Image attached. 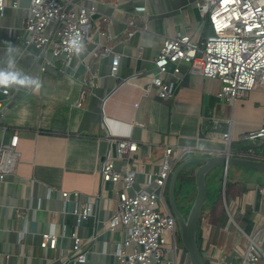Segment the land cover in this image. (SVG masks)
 Wrapping results in <instances>:
<instances>
[{
  "label": "crops",
  "instance_id": "crops-1",
  "mask_svg": "<svg viewBox=\"0 0 264 264\" xmlns=\"http://www.w3.org/2000/svg\"><path fill=\"white\" fill-rule=\"evenodd\" d=\"M81 1L97 3L102 15L69 65L26 43L29 0H19V8L10 4L0 14V73L24 81L10 82L8 95L0 92V166L7 164L0 179V264H70L76 256L71 237L75 230L86 254L75 264H121L116 251L126 233L121 226L111 230L108 222L117 212L122 184L103 181L101 174L110 136L138 143L129 162L141 187L159 169L166 145L195 149L189 157L223 155L230 148L232 155L242 156L235 145L250 147L243 134L264 120V83L235 101L220 99L218 77L193 73L181 61L170 64L162 76L174 85L167 98L159 96L157 86L149 87L156 71L153 61L166 37L182 32L197 44L204 39L209 14L202 0H147L144 18L136 16L132 25L130 0ZM131 30L132 36L121 38ZM115 53L121 59L116 76L111 74ZM135 72L136 77L118 85ZM227 132L230 143L222 139ZM16 133L15 153L4 157L2 145ZM124 163L118 161L117 168ZM224 173L221 167L207 176L208 200L214 194L220 199L215 208L207 206L198 227L202 249H211L209 264H239L248 235L264 230V185L248 190L244 202L253 207L252 213L246 210L237 217L226 207ZM238 178L232 179L234 186ZM210 182L219 189L211 190ZM62 191L78 192L71 194L66 209ZM166 200L171 208L169 195ZM87 201L95 204L94 213L78 225L74 210ZM47 232L58 236L55 248L41 246ZM161 264H192L181 240L176 250L169 245Z\"/></svg>",
  "mask_w": 264,
  "mask_h": 264
},
{
  "label": "built area",
  "instance_id": "built-area-1",
  "mask_svg": "<svg viewBox=\"0 0 264 264\" xmlns=\"http://www.w3.org/2000/svg\"><path fill=\"white\" fill-rule=\"evenodd\" d=\"M121 1V0H119ZM134 14L128 17L132 25L136 16L142 17L147 11V0H130ZM12 4L19 8V0L12 3L0 0V14ZM204 11L209 14L213 34L199 44L194 43L187 33L178 32L168 36L159 47L155 56L151 86L159 88V96L167 98L173 92V83L164 81L163 74L170 64L187 63L193 73L218 77L221 88L217 93L220 99L235 101L264 83V0H202ZM28 16L24 21V39L33 44L44 56L48 53L59 57L69 65L72 59L82 53L84 44L91 39V29L96 18L102 15L97 3H84L81 0H29ZM106 19V17H103ZM99 31V28H97ZM135 30L121 35L126 39ZM120 55L115 53L111 74L116 76L120 67ZM179 70L178 66L175 69ZM138 72L123 78L118 85L136 77ZM0 92L9 94L8 85H0ZM2 101L0 99V111ZM222 139L231 142V133H223ZM243 140L250 143L249 157L264 160V120L256 128L243 134ZM110 148L101 162L103 181L119 182L122 190L118 192L117 212L109 219L111 230L121 226L126 235L119 244L116 255L121 264H161L164 254L171 244L178 249L180 234L176 218L166 200L165 189L168 180L179 162L188 159L195 151L190 147L180 149L166 145L159 169L149 176L148 186H136L137 170L129 160L139 149L131 138L110 136ZM18 145L17 133L9 143L2 145L4 157L15 153ZM190 158V157H189ZM10 160V161H9ZM9 163L12 159H8ZM118 161H125L117 168ZM6 163H1L0 179L5 177ZM150 183L156 187L149 188ZM133 189V193L129 190ZM71 194L78 192L62 191L65 203ZM226 203V202H225ZM226 207L230 213L227 203ZM95 204L87 201L75 209L78 225L94 213ZM72 250L76 251L70 264L83 261L86 254L82 251L83 239L75 230L71 234ZM58 236L47 232L43 234L41 246L55 248ZM247 245L239 264H264V230L259 228L255 235H248ZM206 260H210L211 249L203 250ZM5 264H10L7 260Z\"/></svg>",
  "mask_w": 264,
  "mask_h": 264
},
{
  "label": "water",
  "instance_id": "water-1",
  "mask_svg": "<svg viewBox=\"0 0 264 264\" xmlns=\"http://www.w3.org/2000/svg\"><path fill=\"white\" fill-rule=\"evenodd\" d=\"M45 69L50 70L51 68L47 65ZM231 153L230 148L223 155L190 157L181 162L173 171L169 185V202L176 218L181 243L190 256L192 264H207L198 245V227L208 200L207 176L216 169L223 167L225 173L222 178H226L227 169L230 165L252 168L264 172L263 159L235 156ZM186 169L193 172L195 177V196L193 199L190 201L188 198V195L192 193L189 191V186H184L186 191L185 193L182 192L183 198L181 202L185 205L184 209H188L187 212L180 208L178 200L176 199L178 177Z\"/></svg>",
  "mask_w": 264,
  "mask_h": 264
},
{
  "label": "rangeland",
  "instance_id": "rangeland-1",
  "mask_svg": "<svg viewBox=\"0 0 264 264\" xmlns=\"http://www.w3.org/2000/svg\"><path fill=\"white\" fill-rule=\"evenodd\" d=\"M248 144H250V143L247 142V145ZM235 170H237V171L235 172ZM236 173L238 175L239 174L240 175L237 176ZM227 175H228L227 190H225L227 196H225V202L227 201V206L229 207L230 211H233V215H236L237 217H241L240 213L241 212L243 213L246 210H248V211H246V214H248L249 212L252 213L253 207L251 205L245 204L246 202H244L245 201L244 197H245V194L248 193L249 189L255 188L256 185H264V172L256 170V169H252V168H242V167L239 168L238 167V169H237L235 167L234 169L229 168ZM235 177H239V178H238L236 185L234 186L232 179H234ZM209 180H210V178H209ZM167 185L168 186L165 189V196L166 197H168V195H169V184H167ZM182 186H183L182 182L178 181L177 188L181 194H182V192L185 193V191H186V189H184V187L182 189ZM218 186H219L218 183H216V182L211 183L210 182L211 190L219 189ZM189 191L193 192V193L195 192L194 182L189 186ZM219 199H220L219 194H217V195L214 194L213 196H210L209 200L206 202V209H207V206H212L215 208V206H217L219 203ZM183 206H185V205H183ZM225 209H226V207H225ZM238 212H239V215L237 214ZM178 232H179V229H178ZM252 234H254V233H252ZM246 245H247V243H246Z\"/></svg>",
  "mask_w": 264,
  "mask_h": 264
},
{
  "label": "trees",
  "instance_id": "trees-1",
  "mask_svg": "<svg viewBox=\"0 0 264 264\" xmlns=\"http://www.w3.org/2000/svg\"><path fill=\"white\" fill-rule=\"evenodd\" d=\"M207 19H208L207 20V26H206V29H205L204 35H203L204 38H206L209 35L213 34V27L211 25V21H210L209 15H208ZM234 148H235V152L237 154L245 156V157H249V148L250 147H247V146H245L244 144L241 143V144L235 145ZM178 181L182 182L183 187L184 186H190L193 182H194V185H195V177H194L193 172H191L190 170H187V169L183 170L179 174ZM178 181H177V183H178ZM226 190H227V187H226ZM210 195H211V192H210ZM194 196H195V192L194 193L193 192L190 193V195H188L189 200L191 201ZM180 198H183V196L180 193V191H178V188L176 187V199L179 201ZM205 209H206V206L204 208V211H205ZM185 211L187 212L188 209H186ZM202 240H203V238L201 236V232L199 231V233H198V245H199V248H200L201 251H203V249H202ZM206 263L209 264V262L207 260H206Z\"/></svg>",
  "mask_w": 264,
  "mask_h": 264
},
{
  "label": "clouds",
  "instance_id": "clouds-1",
  "mask_svg": "<svg viewBox=\"0 0 264 264\" xmlns=\"http://www.w3.org/2000/svg\"><path fill=\"white\" fill-rule=\"evenodd\" d=\"M10 82H18L20 84L24 83L23 80L17 81V77L15 75H6L3 73H0V85L6 86V85H9Z\"/></svg>",
  "mask_w": 264,
  "mask_h": 264
}]
</instances>
